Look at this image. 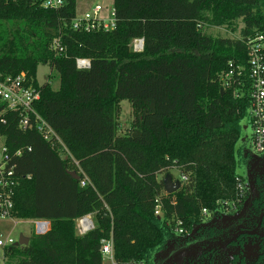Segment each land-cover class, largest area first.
<instances>
[{"label":"trees","instance_id":"trees-1","mask_svg":"<svg viewBox=\"0 0 264 264\" xmlns=\"http://www.w3.org/2000/svg\"><path fill=\"white\" fill-rule=\"evenodd\" d=\"M45 1L0 0V73H27L41 94L36 110L71 156L35 130H20L18 114L0 118V140L18 177L12 216L50 223L27 246L7 249L4 263L104 264L102 241L112 236L117 264H152L157 251L186 236L178 226L190 234L242 209L249 190L240 173L250 158L240 143L243 124L251 125L248 53L264 35V0H114L116 28L90 32L73 28L77 0L58 9ZM236 20L244 25L237 39L202 27ZM137 39L144 40L140 53L130 46ZM77 59L90 60V69L79 70ZM40 66L58 74L57 89L38 81ZM123 101L132 121L120 136ZM74 162L90 185L81 186ZM173 167L187 181L167 194L156 175ZM89 215L94 229L77 235V221Z\"/></svg>","mask_w":264,"mask_h":264},{"label":"built area","instance_id":"built-area-1","mask_svg":"<svg viewBox=\"0 0 264 264\" xmlns=\"http://www.w3.org/2000/svg\"><path fill=\"white\" fill-rule=\"evenodd\" d=\"M62 5L63 0H46L43 4L47 9H58ZM102 11L103 8L101 6H96L92 12L85 13L82 18L76 17L73 22V28L80 32H90L98 29L104 31L114 30L116 28L115 10L110 13L109 20L99 17ZM133 43L135 52L144 50L143 39L134 40ZM56 46H59L58 42H56ZM76 65L79 70H88L91 67V62L88 59H77ZM247 67L251 83L250 123L253 129V148L256 155L262 157L264 156V35H257L250 42ZM232 73L233 71L228 76ZM240 74L239 72L238 75ZM40 100V91L33 86L27 73L22 72L16 76L0 73V101L5 104V110L0 114V118L9 112L18 114L20 130H35L54 151L71 156L66 144L58 133L36 110L35 105ZM21 154L22 151L19 150L14 156L20 157ZM12 159L13 156L9 153L3 140H0V221H10L16 226L23 221L16 220L12 216L14 189L18 184V177L15 175V165H13ZM74 164L78 167L79 174L82 176L81 186L90 185L89 178L79 167L78 163L74 162ZM186 181L187 177L181 176L180 182ZM238 188L243 192L242 186L239 185ZM161 209V204L158 203L155 208L157 217H162ZM203 213L206 214V210ZM28 224L34 225V231L38 235L46 234L50 230V223L46 221L35 220ZM93 229L94 223L91 216L83 217L77 221V231L80 236L86 235ZM176 233L188 234L179 226L176 229ZM17 242L11 234H4L0 231V257L2 261L5 259L6 250L15 246ZM101 253L109 264H117L114 257V240L112 236L108 240L102 241ZM131 264L147 263L135 262Z\"/></svg>","mask_w":264,"mask_h":264},{"label":"flooded vegetation","instance_id":"flooded-vegetation-1","mask_svg":"<svg viewBox=\"0 0 264 264\" xmlns=\"http://www.w3.org/2000/svg\"><path fill=\"white\" fill-rule=\"evenodd\" d=\"M249 156L240 170L252 187L244 207L172 241L152 264H264V156ZM171 250L177 254L168 256Z\"/></svg>","mask_w":264,"mask_h":264},{"label":"rangeland","instance_id":"rangeland-1","mask_svg":"<svg viewBox=\"0 0 264 264\" xmlns=\"http://www.w3.org/2000/svg\"><path fill=\"white\" fill-rule=\"evenodd\" d=\"M96 6H101L103 8V11L99 15V17L105 20H109L110 13L114 10V0H77V7H76L77 17L82 18L85 13L92 12ZM202 27L205 30V32L211 36L237 39L240 36V32L242 28L244 27V25L241 20H236V21L231 22L229 25H223V26H213V25L208 24L207 22L206 23L204 22L202 24ZM130 46H131V49L134 51L133 42L131 43ZM136 53H140V52H136ZM37 78L41 84L51 83L54 89H57L59 86L58 74L55 71L50 70L49 67L47 66H40L38 68ZM118 121H119L118 122V125H119L118 135L123 136L126 134L127 130L130 128L131 121H132V108H131L129 101H123L121 103V113L119 115ZM252 135H253V129L251 125L244 123L243 124V134H242V139L240 143H244L247 146V149L252 154V156L259 157L256 155L254 148H253ZM260 158H263V157H260ZM168 174H170L173 177L174 181H180L181 179V173L178 167L170 168L168 169V172L160 171L156 175V177L158 180H161V179L164 180V178ZM250 188L252 189V187H250V184H249V189ZM32 221H35V220L23 221V222H20L16 226H14V224L10 221H0V231L3 232L4 234H11V236L17 241H19V238L21 235L30 239L31 236L35 233L34 225L28 224V223H31ZM93 223H94V220H93ZM94 226H95V223H94ZM76 229H77V224H76ZM76 233L77 235H79L78 231H76ZM176 254L177 253L175 250L168 251V256H173ZM103 262L104 264H109V262L105 258L103 259ZM3 263L4 261H2L0 257V264H3Z\"/></svg>","mask_w":264,"mask_h":264},{"label":"water","instance_id":"water-1","mask_svg":"<svg viewBox=\"0 0 264 264\" xmlns=\"http://www.w3.org/2000/svg\"><path fill=\"white\" fill-rule=\"evenodd\" d=\"M73 177L75 179L78 178V176L74 173H73ZM163 182H164V189L167 194H174L181 188V182L174 181L173 177L170 174L166 175ZM29 242H30L29 238H26L23 235H21L16 246H27Z\"/></svg>","mask_w":264,"mask_h":264}]
</instances>
